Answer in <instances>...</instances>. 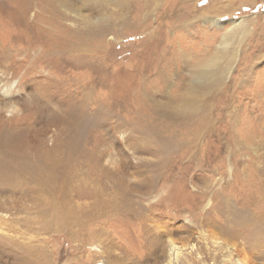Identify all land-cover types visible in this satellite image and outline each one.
Instances as JSON below:
<instances>
[{"label": "rangeland", "instance_id": "1", "mask_svg": "<svg viewBox=\"0 0 264 264\" xmlns=\"http://www.w3.org/2000/svg\"><path fill=\"white\" fill-rule=\"evenodd\" d=\"M208 12L0 0V264H163L170 238L173 264H264V0ZM208 60L227 70L195 115L149 102Z\"/></svg>", "mask_w": 264, "mask_h": 264}, {"label": "bare ground", "instance_id": "2", "mask_svg": "<svg viewBox=\"0 0 264 264\" xmlns=\"http://www.w3.org/2000/svg\"><path fill=\"white\" fill-rule=\"evenodd\" d=\"M107 1H111V0H107ZM112 1L115 2L116 6L121 8L122 13H123V11H125V13H129V14L133 13V18L135 20H137L138 22H140V23L149 24V22H148L149 15L151 13H156V12L158 13L159 11H162V12H165V13L170 12L173 17H176V16L177 17H181V19H179L177 21L178 23L173 24V25L180 26V27H189L190 25H192V23L194 21V18H197L198 16H202L205 12L212 11V12L219 13V14L223 15V14H225L224 12H226V11L229 12L230 9L234 8L235 1L243 3L245 0H228L227 3H223V0H212V1H209L208 5H207V8L204 11H202L200 9H196L194 7H193L192 10L189 11L188 9H190V7L193 6L192 0H112ZM199 1L200 0L197 1V4L199 3ZM199 10L201 11V13H200ZM193 12H195V14ZM162 14H164V13H162ZM159 17H158V19H159ZM218 17H219L218 20H216L215 18H210L209 20H212L213 22H216V23H219L220 25H222L221 24V20H220V16H218ZM162 18H164V16H162ZM155 21H157V19ZM242 26H244L243 20L235 22L234 28H231L232 29L231 30L232 31V35L231 36H234V34L238 33L239 30L242 28ZM226 44L229 45V43L227 41H226ZM204 67L201 68L200 65L194 66L190 70L191 72L189 73V75L187 77L182 78V83H180L177 86V89L175 90L174 93L173 92H172V94L156 93V94H158L157 98H152V97L149 96L150 98H152V99L148 98L149 102L151 101V104H153L155 106H161V107L167 108V109L168 108H175L176 110H180L182 113H184V114H186L188 116L195 115V113H197L200 109H202L204 106H206L208 104L207 103L208 100H209L208 96L210 95V93L218 91V88L222 85V83L224 81L225 72L227 70L225 68L219 69V67H217V63H216L215 60H208ZM217 69H219V70L217 71ZM156 88H158V87H156ZM146 91H148V90H146ZM8 93H9L8 92V87L3 85V79H2V76L0 75V96L1 95L5 96ZM149 95H150V92H149ZM159 97H161V98H159ZM209 104H211V103H209ZM162 110H164V109H162ZM184 114H182V115L184 116ZM194 137H196V136H194ZM18 154H20V153H18ZM26 155H25L26 157L25 156L24 157L23 156L20 157V155H15L13 166L15 167L16 170H17V168H20L23 164H25V162H27V164L29 166L30 163L33 164L36 161V159L34 158L35 161L34 162H30L33 159V156L31 155V153L30 154L27 153ZM11 158H12V156H11ZM38 159H39V157H38ZM6 163H8V162H6ZM27 164H25V166ZM34 165H35V163H34ZM22 174H20V175H22ZM48 182L49 181H47L46 183L48 184ZM16 183H18V181H16ZM39 184L40 183H38V186H39ZM52 184L55 185L56 183L52 182ZM41 186H39V187L41 188ZM27 188L28 187H26V189ZM52 191L53 190H51V192ZM57 191H59V190H57ZM57 196H58V194H57ZM68 197H70V196H68ZM60 200H59V204H60ZM68 200H70V199H68ZM45 205L46 206H43V208L39 209V212H38L40 220L41 219L42 220L43 219L46 220V223L44 224L45 231L47 229L50 230L51 228H54V229L57 228L58 229V228H61L63 226H67V224H68L67 219L68 218L66 217L65 213L61 214V211L58 213V207L55 204L54 205L51 204L50 205L51 207L49 205H47V204H45ZM64 210H65V212H67L66 209H64ZM68 212H70V211H68ZM69 216H71V215L69 214ZM28 224H29V222H28ZM167 245H168V252H167V256L165 258V262H163V264H173L174 262L176 263L177 261L180 260L182 254H183L184 248H183V246H181L178 243H176L172 238H170L168 240V244ZM35 251L37 252V250H35ZM30 252L32 253V255H35V252H34V254H33L32 251H30ZM46 253L47 252H45V254ZM45 254H44V257H40L39 255H37V256H39L38 259H33L34 257L33 258L30 257L31 258L30 260H32L31 263L44 264L43 261L45 260L44 259L45 258ZM26 263H27V261H26ZM243 263L237 262V264H243ZM45 264H47V262ZM98 264H104V262H100Z\"/></svg>", "mask_w": 264, "mask_h": 264}]
</instances>
